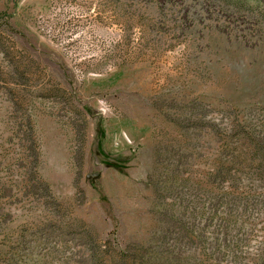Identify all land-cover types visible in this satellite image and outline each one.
Returning a JSON list of instances; mask_svg holds the SVG:
<instances>
[{
  "label": "rangeland",
  "instance_id": "1",
  "mask_svg": "<svg viewBox=\"0 0 264 264\" xmlns=\"http://www.w3.org/2000/svg\"><path fill=\"white\" fill-rule=\"evenodd\" d=\"M0 264H264V0H0Z\"/></svg>",
  "mask_w": 264,
  "mask_h": 264
},
{
  "label": "water",
  "instance_id": "2",
  "mask_svg": "<svg viewBox=\"0 0 264 264\" xmlns=\"http://www.w3.org/2000/svg\"><path fill=\"white\" fill-rule=\"evenodd\" d=\"M99 175H100V172H93V173L88 174L87 178L95 179V178L99 177Z\"/></svg>",
  "mask_w": 264,
  "mask_h": 264
},
{
  "label": "built area",
  "instance_id": "3",
  "mask_svg": "<svg viewBox=\"0 0 264 264\" xmlns=\"http://www.w3.org/2000/svg\"><path fill=\"white\" fill-rule=\"evenodd\" d=\"M104 103L103 102H101V104H100V107H99V109H101V111H104V105H103Z\"/></svg>",
  "mask_w": 264,
  "mask_h": 264
}]
</instances>
